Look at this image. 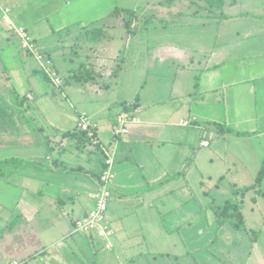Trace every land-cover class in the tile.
Segmentation results:
<instances>
[{
    "label": "crops",
    "instance_id": "1",
    "mask_svg": "<svg viewBox=\"0 0 264 264\" xmlns=\"http://www.w3.org/2000/svg\"><path fill=\"white\" fill-rule=\"evenodd\" d=\"M244 1L246 0H224L222 16L226 18L241 16L240 12H244L242 9H231ZM115 3L116 0H0V13L2 12L0 27L3 22L5 29L17 40L19 39L16 29H26L38 47L50 54L58 72L66 78L71 74L72 68L63 66L68 61L65 57L64 63L60 64L62 66L58 62V59H61L59 53L66 50L64 39L67 40L77 27L89 28L99 26L105 19L109 21ZM259 5L260 8H264L261 3ZM7 9L8 13L5 12ZM245 13L249 12L245 10ZM46 32H52L54 36L59 37L56 39L58 47L54 48L53 39L49 41L44 39L43 34ZM249 41L241 45L240 50L237 49L238 54L202 70L198 87L199 98L194 105L190 100L183 106L172 101H156L155 104L146 107L142 102V95H139L136 97L139 104L134 111L127 112L123 108L119 112L131 113L138 119V122L127 126L128 132L125 134L127 145L119 151L121 160L128 153H132L130 155L135 158L136 163L123 159L112 166L113 179L110 184L112 198L107 208V214L109 209L111 214L107 219L108 221L111 218L116 219L115 216L119 214L120 221L111 222L114 223L118 238L111 241L110 248L106 247L103 240L102 243L97 242L95 235L88 236L74 231L75 222L86 216L89 210L94 208L95 202L91 198L92 204L86 206L85 203L83 206L78 197L71 196L72 189L66 188L61 179L48 178L53 175L59 176V173L26 169L14 176L16 178L22 173L26 175L20 176L23 179L20 184H15L11 179L13 185L0 181L3 182L1 185L8 186L7 193L12 198L11 204L0 202V233L3 232L1 236L5 234L2 241L12 252L9 256L13 259L11 264L15 261L20 264H127L128 261L133 263L136 261V254L143 252H138L134 246L126 245L119 240V233L127 235L131 232L128 230L130 224L125 223L124 215L126 218L134 216L133 228L139 232L137 234L144 236L145 242L150 241L148 236L151 233L153 234L150 239L154 242L155 238L161 242L160 236L169 234V238L163 237L164 243L172 240L181 242L188 250V254L194 255L201 264L205 263V258L202 257L205 250L210 253L209 260L221 264H246L243 255L231 256L224 253L230 252V245L226 243L223 231L234 238L233 230L229 228L230 224L223 225L217 232L218 223L214 221L213 225H210L215 228V233H207L206 220H202L207 217L214 218L215 214L210 209L209 216L207 215L209 208L205 200L198 196V190L200 184L204 185L203 180L212 182L216 180L217 188L231 176L235 182L228 184L227 187L232 193L233 185L239 187L247 185V181L254 177L256 169L264 162V31L263 34L257 33L256 37ZM53 54L55 58L52 57ZM0 59L8 70L10 66L20 64L22 66L20 69L27 74V81L33 80L35 84L32 85L42 87L43 94H37L32 89L36 95L32 102L37 106L42 122L52 125L53 131L58 133H62L61 129L71 131L77 128L82 116L88 119L86 114H77V119H73L56 103L54 104L56 98L50 97V92H53V96L57 93L52 85L44 77L45 82L39 78L40 75L36 74V71L40 70L37 66L27 70L26 61L21 62V57L12 51L10 44L1 48ZM62 68L67 72H63ZM29 71L32 79L29 77ZM126 104L128 105L129 101ZM119 114L112 121L113 130ZM182 121H192V124L182 126ZM202 122L223 123L233 131L251 135L238 136L227 133L218 136L215 130L208 131L199 127ZM90 123L96 125L97 130L101 129L99 121L93 120ZM23 129L21 136L9 134V141L7 135L0 136L2 139L0 155H7L10 150H15L19 156L13 157H26L21 156V153L30 147L27 142L30 131ZM98 134L99 131L97 138ZM104 137L108 138L105 132ZM107 140L108 143L115 141L114 135L112 139ZM206 142L209 143L208 146L204 145ZM114 148L117 150V146ZM54 156L57 158L56 154ZM6 158L9 157H3L0 161ZM190 159L192 164L188 173L177 178L176 175L183 171ZM92 184L94 186L95 183ZM34 185L40 189L31 190ZM78 185L84 187L82 191L87 192L86 197L90 198V194L95 191L92 187L83 186L80 181ZM192 202L196 208L192 209L190 218L185 209ZM222 204L224 203L220 205ZM173 216L181 217V222L166 221L168 217ZM44 218H47L46 223L41 222ZM160 221L165 223L162 224ZM111 223L109 221L110 225ZM58 227L63 229L50 243L61 242L64 237L65 243L60 249L57 245L46 251V244H40V239L45 231L52 234ZM26 234L27 236H24ZM173 234L177 235L176 239L171 238ZM52 245L54 244H50L49 247ZM235 250L237 248L234 252Z\"/></svg>",
    "mask_w": 264,
    "mask_h": 264
},
{
    "label": "rangeland",
    "instance_id": "2",
    "mask_svg": "<svg viewBox=\"0 0 264 264\" xmlns=\"http://www.w3.org/2000/svg\"><path fill=\"white\" fill-rule=\"evenodd\" d=\"M256 1L258 3L252 0H246L237 5L234 9L232 7L231 10L239 8L244 12H240L241 16L239 17L226 18L222 16V11L218 13L213 12L212 9L206 6L203 0H116L115 7L119 5L120 7L132 8L137 11L138 16L132 19H129V16L123 13V17L126 18V20L129 19L133 22H140L138 19L140 16H142V18L153 16L152 18H155L156 21L148 25L146 29H144L141 24H138L135 28H137L141 34L131 37L128 32L129 29L125 25L126 20L124 21L122 18L111 17L109 21L105 19L103 23L101 22L99 25V27H104L105 34V38L101 40H91L89 37L92 35L86 32L97 25L89 28L84 26L77 27V29L71 32L67 40L64 39L66 50L59 53L61 54V59H58L59 65L63 64L64 60L67 59L68 61L65 62L63 65L64 67L67 66L68 68H72V70H80L81 74L86 73V70L92 72V74L97 77V84L85 80L86 83L84 84L68 83L65 87L64 85L61 86L60 84L63 83L64 76H60L57 68L52 67L57 75L56 80L60 82L57 86L53 81L56 87L53 89L55 93H57V95L53 96V92H50V97L56 98L53 103H56L60 109L64 110L65 114L72 116L73 119H77V114H86L90 122L93 120L99 121L101 126L100 130H97L96 125L93 126V128H95L94 131H99V138L93 136V143L88 142V144L80 149L73 147L74 149L72 151L74 154L71 152L72 155L69 151L62 155L63 152L61 151L63 146H68L69 142L63 139L60 133L53 131L54 128L51 127L52 125L49 126L48 122L44 124L41 119V114L35 111L31 115L34 119L32 123L23 126L18 122V127L23 126V128L28 130L31 129L29 126L35 129L40 127L44 128L45 132H39V135H36L35 131L30 130V135H28L29 139L27 140L30 147L25 149L23 151L24 153H21V156L29 157L40 163H45L46 159L49 160L50 157L53 158L54 154H56L64 163L85 169L86 171H84V173L77 170L74 173L58 174L59 176L53 175L48 176V178L61 179L66 188L72 189L70 191L72 192L71 196L78 197L83 206L85 203L86 206L91 205V198L86 197L87 192L82 191L84 187L79 186L78 182H82L83 186H88V188L92 187L95 190L98 188L96 184L93 186L92 182L96 183L95 180H98L96 174L100 175L102 170L106 168V161L112 160L114 155L116 156V148H114V146H117V144H113V142L108 143L107 139L110 140L113 138V135L115 136V130L111 128L112 121L115 119V116L123 110L126 102L129 101L130 103L137 96L142 95V102L146 107L155 104L156 101H172L179 106H183L190 100L192 105H194V102H197L199 98L198 87L202 76V70L238 54L237 49L240 50L241 45L248 42L249 39L256 37L257 33L263 34L264 22L261 21L262 19L264 20V8H260L259 3L264 6V0ZM245 10L249 13H245ZM1 13L0 18L2 16ZM1 25L0 50L5 45L10 44V46H12V51H15L21 57V62L22 60L26 61L25 66L27 70H30L31 67L36 68V66L40 68L41 65L37 60L29 58L32 55L21 48L20 41L13 35H10L8 30L5 29V24L1 22ZM60 33H62V31ZM43 35L44 39L48 41L53 39L55 41L53 44V46H55L54 48L58 47V41H56V39H59V37L54 36L52 32H46ZM38 42L41 44L40 39H38ZM39 51L44 52L40 48ZM26 55L29 57L27 58ZM52 57L55 58V55L53 54ZM50 59L53 62L51 57ZM21 67L20 64L17 66L12 65L10 66V70H8L0 59V93L8 96V88L16 89L19 91L20 95L29 94L28 97L32 102V100L34 101L33 98H36L33 92L43 94L44 91L39 85L38 87L37 85H32L35 84L33 80L27 81V74L20 69ZM61 70L67 72L64 71V68ZM117 72L118 74L116 75ZM31 76L30 72L29 77L31 78ZM39 78H42L45 82L43 76L40 75ZM88 78H90V76H88ZM102 85H104V87H101ZM60 86L63 88H59ZM195 88H198L197 91ZM32 89L34 90L33 92ZM182 96L185 97L182 98ZM125 100L127 101L125 102ZM37 105H39V103H37ZM17 115L13 116V119L16 121H18ZM7 129L9 131L15 130L13 127ZM61 130L63 131L64 129ZM207 130L214 131L213 128H208ZM1 131L0 136L3 137L7 135L9 141L8 131L7 134L3 130ZM104 132L108 135V138L104 137ZM10 134L13 136H21V134L17 132H12ZM45 137L49 138L52 143V154L48 152L44 145L47 140ZM0 142H2V139H0ZM98 145H100V147ZM8 153L7 155H0V159L6 156H19L15 150H10ZM127 155H129V153ZM91 157L94 161L96 160L95 162L99 161L104 163H101V166H97L94 170L96 171V173H94V180L92 178V171H89L95 168ZM133 159L136 163L134 157ZM261 166L256 169L254 177L247 181V185H240V187L255 184ZM30 173L33 175L32 172ZM20 176L25 177L26 175L22 173L16 178L13 176L11 180H14L15 184H20L21 181H23ZM11 180H9V182H3L13 185ZM202 182L204 185L202 186L200 184L198 196L201 200H205V204L209 208L208 216L210 209H212L210 204L214 203V201L215 205L218 203L220 205L227 200H232L234 202H239L241 200L228 190L227 185L231 183L234 184L235 182L231 176L220 183V187L217 188L216 180L214 182L203 180ZM223 187L225 189H223ZM7 189L8 186L6 184H0V202L11 204L10 201H12V198L8 195ZM32 189L40 188L34 185L31 190ZM256 189L255 191H250L243 200L242 213L246 220V230H237L231 228L232 226L229 227L233 230L232 233L234 238L229 234L226 235L225 231L222 233V235L226 236V243L230 245V252L224 253L231 256L243 255L246 264H264V181H262ZM222 191H227L228 193ZM31 192L33 193L34 191ZM13 194H15V192H13ZM195 208V203H190L185 209L188 213L187 216L192 218V209ZM110 214L109 209L108 214L106 212V216ZM115 217L118 219L111 218L109 220L110 223L114 222V220L115 222L120 221L119 214ZM123 217L125 223L130 224L128 230L131 232L127 235L119 233V240L123 241L126 245L134 246L138 249V252H143L136 254V261L133 263L128 261L127 264H201L199 261V263L197 262V258L194 255L188 254V250L185 249L181 242H173L172 240L164 243L163 237L169 238V234L160 236L162 239L161 242H158L156 238L154 242L150 239L153 234L151 233L148 236L150 241L148 242L147 240L145 242L144 236L137 234L139 232H136V229L133 228L134 216L126 218L124 215ZM180 218L181 217L176 216L168 217L166 221L168 223L171 221L181 222ZM46 219L47 218L42 219L41 222L46 223ZM196 220L197 219H195V221ZM205 220L207 223V233H215V228L212 227L213 222L217 221L215 216L214 218L207 217V219H203L202 221ZM160 223L164 224L165 221H160ZM113 225L114 223H111L110 227L114 229ZM62 229L63 228L58 227L52 234L48 231L43 233L40 244H46V251L57 245L58 249L63 247L65 237L61 242L59 241L56 244L50 243L57 238V235ZM160 230L161 228L159 225V231ZM217 230L218 226L216 231ZM251 230L256 231L257 240H253L255 235L254 233L252 234ZM2 234L3 232L0 233V236ZM3 236L0 237V264H11V260L13 259H10L9 256L12 252L2 241ZM24 236H27V234ZM176 236L177 235L173 234L171 238H175ZM94 238L97 242L102 243V240L99 238ZM116 238H118L117 233L111 241L113 242ZM205 238H207L206 235ZM50 244L54 245L49 247ZM100 246L102 247V244H100ZM235 248H237V250L234 252ZM202 254V257L205 258L204 264H221L218 261L209 260L210 253L207 250L202 252ZM42 258H44V256Z\"/></svg>",
    "mask_w": 264,
    "mask_h": 264
},
{
    "label": "trees",
    "instance_id": "3",
    "mask_svg": "<svg viewBox=\"0 0 264 264\" xmlns=\"http://www.w3.org/2000/svg\"><path fill=\"white\" fill-rule=\"evenodd\" d=\"M204 3L206 4V6L210 9L213 10V12H221L223 10L224 7V0H203ZM123 13H125L126 15L129 16V19H132L133 17H137V11H135V9L132 8H123L120 7L119 5H117L113 11L110 13L109 17H116V18H122V20L124 19V21L126 20V18L123 17ZM153 16L150 17H143L140 16V18H138L140 20V22H133L132 20L127 19L125 22V25L128 27L129 29V34L131 37L137 36L139 34H141L139 32V30L137 28H135V26H137L138 24L141 26H143L144 29L148 28V25L153 24L156 19L152 18ZM138 20V21H139ZM69 30V29H68ZM87 34H91L92 36L89 37L91 40L96 41V40H101L103 38H105V34H104V27L103 26H97L94 27L90 30L86 31ZM18 37V36H17ZM107 37V36H106ZM19 39V38H18ZM20 41V39H19ZM21 45V43H20ZM47 56L50 58V54L47 53ZM31 55V54H30ZM32 59L34 58V56H30ZM35 59V58H34ZM54 62H53V67L56 68L54 66ZM40 71H36V74L39 75H43V77L52 85L53 88H56L54 86L53 83V79L51 77V75L46 72V70L42 69L41 67L39 68ZM83 71V70H82ZM120 72V71H118ZM118 72L116 73V75L118 74ZM60 76H62V74L60 72H58ZM88 76H90V78H88ZM96 78L95 75L92 74V72L86 70V73L81 74L80 70H72L71 74L64 78L63 77V83L60 84L62 85H67L68 83H76V84H84L86 83L85 80H87L90 83L93 84H97L96 83ZM65 80V82H64ZM66 83V84H65ZM59 87V88H63V87ZM58 88V87H57ZM8 96L4 95L3 93H0V132H2L1 130H3L4 132L8 134L12 133V132H17L19 134H22L24 130L23 126H25L26 124H30L34 121V119L31 117V115L37 111V106L35 104H33L30 99L28 98V95H20L19 91L16 89H11L8 88L7 90ZM138 98H136L134 101H132L131 103H129L128 105L125 104L124 108L125 111L130 112V111H134L137 107H138ZM18 114V115H17ZM17 115L18 116V121L13 119V116ZM18 122H20V124H22L23 126L18 127ZM197 125V124H196ZM14 128L15 130L9 131L7 128ZM31 129L35 131L36 135H39V132H45L44 128H40L38 127L37 129L33 128L32 126H29ZM199 127H202L204 129H208V128H213L216 132L218 136L221 135H225L227 133H234L235 135L238 136H248L251 135L249 133H239L236 131H233L232 129H230L228 126L220 124V123H215V122H202ZM29 130V131H30ZM62 135V138L65 139L67 142H69L68 146L65 145V147L63 146V149L61 152H63L62 155H64V153L66 154L67 151H69V153H73V149H80L82 147H84L86 144L89 143H93V138H91L87 132L85 131H81L77 128L71 130V131H62V133H60ZM94 136L97 137V132L94 131ZM46 138V137H45ZM46 142H45V146L48 150V152L50 154L53 153V147H52V143L50 142L49 138H46ZM114 140L113 143L117 144V150H116V156H114V163H118L121 159L119 158L120 154L119 151L121 149H124L126 147V140H125V135H117L114 136ZM100 147V145H98ZM74 147V148H73ZM130 155V154H129ZM126 155L124 158L122 157V160H130L131 162H134V159L131 155ZM92 159V163H94V167L92 170L90 169L89 171H92L93 173V180H94V173H96V171H94L96 169L97 166H101L102 162H95L93 158ZM121 160V161H122ZM104 164V163H102ZM191 159L188 161L186 167L183 169V171H181L179 174L176 175L177 178L179 177H183L185 176L188 171L190 170L191 167ZM26 169H34V170H40V171H44V172H57L59 174H70V173H74L77 170L80 172L86 171L85 169H82L81 167H77V166H72L69 165L67 163H64L62 161L61 158H56L53 156V158H50L49 160L47 159L45 163H40L37 160H32L26 157H9L6 159H3L0 161V181H8L15 175H17L18 173L26 170ZM104 170V169H103ZM102 170V172H103ZM97 176V181L95 180V184L97 185V187L102 186L101 183V175L96 174ZM262 181H264V162L261 166L260 172L257 176L256 179V183L251 185V186H245V187H239L237 185H233L231 187V191L232 194L234 196L240 197L241 201L240 202H232V201H226L224 204L222 205H215L214 203L210 204V207L212 208L217 223H218V229H220L223 225L225 224H230L231 226H233L235 229H241V230H246V221L244 218V215L242 213V206H243V200L246 197V194L249 193L250 191H255L257 190L256 188L259 186L260 183H262ZM94 192V191H93ZM92 192V193H93ZM94 201V200H93ZM255 201V200H254ZM252 231V234L254 233V237L253 240H257V233L256 231ZM218 232V230H217ZM217 232H216V236H217Z\"/></svg>",
    "mask_w": 264,
    "mask_h": 264
},
{
    "label": "built area",
    "instance_id": "4",
    "mask_svg": "<svg viewBox=\"0 0 264 264\" xmlns=\"http://www.w3.org/2000/svg\"><path fill=\"white\" fill-rule=\"evenodd\" d=\"M6 13L9 10H5ZM16 35L20 39L21 48L26 50L27 53L34 56L37 62L41 65L42 69L48 72L54 83L58 86L60 82L56 80V73L53 71V62L47 56L46 53L39 51L38 45L35 43L33 38L24 28L16 29ZM138 122V119L131 113H120L117 117V125L115 127V136L125 135L128 132L127 126L130 123ZM192 124V121H182V126H189ZM93 124L89 120L82 116L80 122L77 124V129L85 131L88 135L93 138L94 130ZM98 144V143H97ZM205 146H208L209 143H204ZM115 156V155H114ZM111 158V157H110ZM114 157L112 160L106 161V168L101 172V183L102 186L98 187L93 193L90 194V198L95 201L94 208L83 218L75 222L74 231L81 233L83 235H95L96 237L103 240L106 244V247L110 248L111 238L115 235L114 230L110 227L109 221L106 216L108 203L112 198V191L110 184L113 179L112 166ZM13 264H20L14 262Z\"/></svg>",
    "mask_w": 264,
    "mask_h": 264
},
{
    "label": "clouds",
    "instance_id": "5",
    "mask_svg": "<svg viewBox=\"0 0 264 264\" xmlns=\"http://www.w3.org/2000/svg\"><path fill=\"white\" fill-rule=\"evenodd\" d=\"M101 175V174H100Z\"/></svg>",
    "mask_w": 264,
    "mask_h": 264
}]
</instances>
